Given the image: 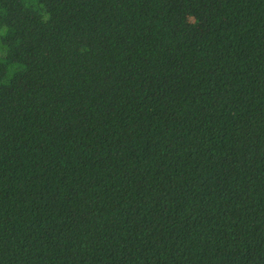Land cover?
Listing matches in <instances>:
<instances>
[{"label": "trees", "instance_id": "1", "mask_svg": "<svg viewBox=\"0 0 264 264\" xmlns=\"http://www.w3.org/2000/svg\"><path fill=\"white\" fill-rule=\"evenodd\" d=\"M0 264H264V0H0Z\"/></svg>", "mask_w": 264, "mask_h": 264}]
</instances>
